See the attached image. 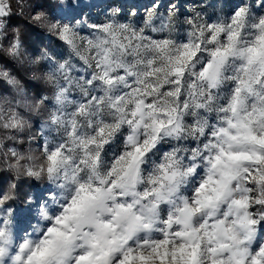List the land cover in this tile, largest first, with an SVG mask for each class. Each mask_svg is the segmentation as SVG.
Returning <instances> with one entry per match:
<instances>
[{"label":"clouds","instance_id":"obj_1","mask_svg":"<svg viewBox=\"0 0 264 264\" xmlns=\"http://www.w3.org/2000/svg\"><path fill=\"white\" fill-rule=\"evenodd\" d=\"M0 8V264H264V0Z\"/></svg>","mask_w":264,"mask_h":264},{"label":"trees","instance_id":"obj_2","mask_svg":"<svg viewBox=\"0 0 264 264\" xmlns=\"http://www.w3.org/2000/svg\"><path fill=\"white\" fill-rule=\"evenodd\" d=\"M13 24H24L27 29V34L29 38H36V40L40 43H43L45 37L43 33H40L38 29H33L31 25L27 24V21L21 19L18 15L12 18Z\"/></svg>","mask_w":264,"mask_h":264},{"label":"snow or ice","instance_id":"obj_3","mask_svg":"<svg viewBox=\"0 0 264 264\" xmlns=\"http://www.w3.org/2000/svg\"><path fill=\"white\" fill-rule=\"evenodd\" d=\"M4 15H7V13L2 9L0 8V16H4ZM66 40H68L69 38L67 36L64 37ZM70 42V40H69Z\"/></svg>","mask_w":264,"mask_h":264},{"label":"rangeland","instance_id":"obj_4","mask_svg":"<svg viewBox=\"0 0 264 264\" xmlns=\"http://www.w3.org/2000/svg\"><path fill=\"white\" fill-rule=\"evenodd\" d=\"M161 2L163 3L164 0H161ZM173 2H174V0H173ZM184 2H188V0H184ZM185 14H186V15L188 14L187 10H185Z\"/></svg>","mask_w":264,"mask_h":264}]
</instances>
